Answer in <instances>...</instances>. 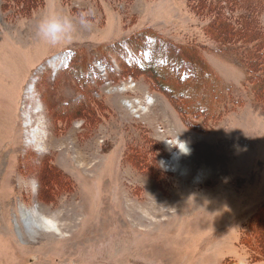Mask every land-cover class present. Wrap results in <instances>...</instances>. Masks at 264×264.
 I'll return each mask as SVG.
<instances>
[{
  "label": "rangeland",
  "instance_id": "rangeland-1",
  "mask_svg": "<svg viewBox=\"0 0 264 264\" xmlns=\"http://www.w3.org/2000/svg\"><path fill=\"white\" fill-rule=\"evenodd\" d=\"M228 1L0 0V264H264V47L220 36L264 0Z\"/></svg>",
  "mask_w": 264,
  "mask_h": 264
},
{
  "label": "clouds",
  "instance_id": "clouds-1",
  "mask_svg": "<svg viewBox=\"0 0 264 264\" xmlns=\"http://www.w3.org/2000/svg\"><path fill=\"white\" fill-rule=\"evenodd\" d=\"M77 26L87 29L90 25L87 14L80 13L76 18H69L58 14H45L36 25L38 39L55 46L69 39Z\"/></svg>",
  "mask_w": 264,
  "mask_h": 264
},
{
  "label": "trees",
  "instance_id": "trees-1",
  "mask_svg": "<svg viewBox=\"0 0 264 264\" xmlns=\"http://www.w3.org/2000/svg\"><path fill=\"white\" fill-rule=\"evenodd\" d=\"M232 1H234V0H230L231 4H232ZM230 2H229V4H230ZM230 6H233V5H230ZM216 16L219 18H217V17L216 18L214 17V18L216 20H219L220 16L219 15H216ZM226 26L229 27L227 24H226ZM222 32L220 33L221 34L220 36L222 37L223 40H224V36H230L231 38L235 39L236 41H241V42H249L251 40L252 41L254 40V42L257 41V43H258L256 45L257 48L255 47L256 53L260 51V46L264 47V36L260 35L258 33V31L253 28L252 22L246 17L243 18V22H242L241 27L238 26L236 29H231V27H230L227 32L225 30ZM257 37H259V39H257ZM228 39H229V37H228ZM228 39H226V40H228ZM255 49H254V52H255ZM260 55H261V57L259 55L256 57H253L250 54L249 56L251 58L252 57L253 58L251 60H249L248 62H249V70L254 72L253 77L256 78L255 80L258 81V83H259L258 86L260 85L263 88V86H264V54H261V52H260ZM260 58H262L263 62L259 61ZM178 109L180 112L182 111V109L180 107H178Z\"/></svg>",
  "mask_w": 264,
  "mask_h": 264
},
{
  "label": "bare ground",
  "instance_id": "bare-ground-1",
  "mask_svg": "<svg viewBox=\"0 0 264 264\" xmlns=\"http://www.w3.org/2000/svg\"><path fill=\"white\" fill-rule=\"evenodd\" d=\"M239 33V32H238ZM56 62V61H55ZM57 65V64H56ZM52 66V65H51ZM33 92V91H32ZM154 98H151V103L150 104H148V106H150V105H152L153 104V102H154ZM133 106V105H132ZM81 108V107H80ZM4 130V129H3ZM0 135H2V134H0ZM2 137V136H1ZM1 139H3V138H1ZM180 147H179V151H182V152H184V151H186V144L185 143H183V141L182 142H180V145H179ZM179 155H180V152L178 153V152H175L173 155H172V157H171V162H172V164H173V167H174V169H177L178 170V168H179V163H178V159H179ZM7 157V156H6ZM179 169H181V171H182V174H184V175H187L188 174V169H183V168H179ZM199 177L200 176H202V175H198ZM198 179H200V178H198ZM83 189V188H82ZM45 198V197H44ZM49 200V199H48ZM40 215H43V214H40ZM55 219L52 217V218H50V219H48V218H44L43 220H41V224L42 225H48V226H50V228H53L55 225H54V223H53V221H54ZM164 247V246H163Z\"/></svg>",
  "mask_w": 264,
  "mask_h": 264
}]
</instances>
